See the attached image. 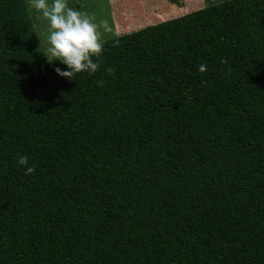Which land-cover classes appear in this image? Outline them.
I'll list each match as a JSON object with an SVG mask.
<instances>
[{"label":"trees","instance_id":"trees-1","mask_svg":"<svg viewBox=\"0 0 264 264\" xmlns=\"http://www.w3.org/2000/svg\"><path fill=\"white\" fill-rule=\"evenodd\" d=\"M36 25L0 0V264H264V0L112 33L74 79Z\"/></svg>","mask_w":264,"mask_h":264},{"label":"clouds","instance_id":"clouds-1","mask_svg":"<svg viewBox=\"0 0 264 264\" xmlns=\"http://www.w3.org/2000/svg\"><path fill=\"white\" fill-rule=\"evenodd\" d=\"M28 7L46 21L44 37H38L41 46L47 44L44 51L47 61L50 64L59 61L66 66L64 70L55 68L60 77L74 79L78 73L91 75L98 70L99 64L94 62L93 57L98 60L103 51L99 30L102 28L104 33L113 32L106 20L96 22L95 16L69 7L67 0H28ZM197 70L205 73L206 64L198 65ZM106 71L111 75L114 70L108 68ZM16 162L24 169L25 175L33 173L26 155H17Z\"/></svg>","mask_w":264,"mask_h":264},{"label":"rangeland","instance_id":"rangeland-1","mask_svg":"<svg viewBox=\"0 0 264 264\" xmlns=\"http://www.w3.org/2000/svg\"><path fill=\"white\" fill-rule=\"evenodd\" d=\"M69 7L82 10L95 16L96 22L106 20L114 35H124L145 27L159 24L170 19L217 4L220 0H67ZM28 6V0H26ZM36 19V31L43 39L46 21L29 8ZM101 32V40L112 33ZM47 44H42L45 50Z\"/></svg>","mask_w":264,"mask_h":264}]
</instances>
